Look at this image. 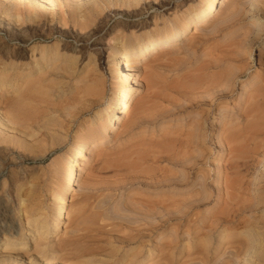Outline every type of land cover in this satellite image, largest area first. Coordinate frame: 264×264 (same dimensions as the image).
<instances>
[{
	"label": "rangeland",
	"instance_id": "rangeland-1",
	"mask_svg": "<svg viewBox=\"0 0 264 264\" xmlns=\"http://www.w3.org/2000/svg\"><path fill=\"white\" fill-rule=\"evenodd\" d=\"M198 2L0 0V47L6 51L0 60L43 75L47 86L34 93L35 103L42 100L39 105L47 109L46 102L62 104L82 94L85 80L89 83L81 99L85 108L69 129L65 121L63 127L55 125L63 118L53 109L38 116L41 122L31 131L0 126V264H110L126 248L129 253L155 249L154 243L162 244L156 242L158 235L155 241L122 245L113 223L128 214L125 206L135 200L190 191L188 186L154 193L133 176L137 170L156 173L163 167L165 161L150 156L184 162L192 143L203 165L192 175L197 173V181L207 187L191 214L203 216L204 228L193 238L183 224L171 226L168 237L191 247L175 263L264 264V0H219L201 30L133 65L132 104L101 143L88 149L62 228L47 232L62 156L78 137L93 130L98 138L104 131L94 117L118 86L108 69L112 50L178 26ZM42 56L50 61L39 64ZM87 120L90 126H84ZM180 169L173 170L175 176ZM214 219L220 226L203 243ZM204 246L210 250L206 261L198 254ZM157 261L153 264H162Z\"/></svg>",
	"mask_w": 264,
	"mask_h": 264
},
{
	"label": "bare ground",
	"instance_id": "bare-ground-1",
	"mask_svg": "<svg viewBox=\"0 0 264 264\" xmlns=\"http://www.w3.org/2000/svg\"><path fill=\"white\" fill-rule=\"evenodd\" d=\"M218 1L219 0H199L195 10L190 12L187 18H183L184 20L178 26L174 24L169 27V31H161L157 33V35H153L152 37L136 43L134 46L124 45L112 50L111 56L108 59V69L114 73L118 86L115 87L112 93L113 96L106 108L103 109L99 115L97 114L98 116L96 115V117H94L98 124L103 126L104 131L98 138H94V135H91L94 133L93 130H90L87 135L78 137L75 141L76 145L70 147L62 156L61 182L51 193L53 203L47 215L48 222L50 223L49 229L47 230L49 234H56L60 232L62 228L65 211L69 204V197L73 191L75 179L78 175L82 160L88 149L101 143L103 138L107 136L108 131L112 130L114 126L118 124V115L121 112L123 113L127 105L132 104L134 100L135 76L133 65L146 59L149 55L162 52L170 46L176 45L182 39L188 38L191 33L201 30L203 25L210 18L209 14L212 13L213 7ZM258 22L259 21L255 17L252 18V23L254 25L258 24ZM211 32L212 30L210 28L206 34L209 35ZM0 52L6 53L2 47H0ZM47 59H43L42 56V59L40 58L36 61L39 64H44ZM32 73L33 71L29 68H23L21 65H11L10 63H5L0 60V126L11 129L16 127L23 131H31L30 129L33 126H38L37 123L40 121L38 116L41 117L42 113L45 112L47 108L40 106L43 102L42 100L39 103H35L34 93L38 88L43 89L42 86L45 82H42L40 79L43 75L39 74L37 77L33 74L34 78ZM71 75L72 72L67 74L69 77ZM84 83L87 85H84L85 90H83L82 94L78 92L79 94L76 97L71 96L62 104H54V102L49 104L46 102L49 110L53 109L55 112L57 111L62 114L60 116L63 120L59 118L60 122L55 125L63 127V122L65 121L68 122V125L65 123L69 126L68 129L73 126V123H75L78 117V111H82L85 108L81 99L87 94L89 83L87 80H85ZM45 86H47L46 83ZM45 86L43 87L45 88ZM71 88L73 91L77 89L75 84L71 85ZM44 90L46 91V89ZM44 99L45 98H43V100ZM214 116H216V114H214ZM91 122V120H87L84 121L83 124L84 126H90ZM190 146L192 149L187 153L184 162L180 163L179 161L172 160L167 157V155L150 156L149 159L151 160L155 161L157 159H162L165 161L163 167L158 169L156 173H147L146 169L137 170L133 176V181H136L139 185L154 193H157L158 190H183V188L186 189L188 186L190 191H179L175 193V196L157 195L153 197L149 195L148 197L150 199H144L143 201L135 200L132 204L125 206L126 209L124 210H126L128 214L123 216L120 215L117 218L118 221L113 223V229L118 230L117 237L122 245L129 246L133 242L138 244V242L146 241V239L147 241H151L154 240L157 235L156 242H162V244L157 245V243H154L155 249L148 248L146 251V248H139L136 252L133 251L135 253H129L126 248L124 251L126 254L122 256L118 255L110 264H143V262L153 264L158 262L157 260H161L162 264H174L176 259L184 254V250H190L191 247H186L183 243H180L178 237H174V235L173 237H168V232L169 236H172L170 235L172 234L171 226L175 223L183 224L186 227L187 230H185L184 233L187 237H198L199 232L204 228L203 225H201L204 223L203 216L200 215L193 218L191 214V211L197 208V205L204 200V190L207 184L197 181L200 179L197 173V175H192V172H194L196 168L201 169L203 165L200 154L197 152L194 153L199 149L197 144L194 145L192 143ZM227 147L228 146H226V148ZM260 153L262 158H264V149ZM233 162L234 165L232 163V166L235 167L237 160L235 161L234 159ZM156 163L159 164V162ZM175 168H181L180 171L187 172L186 175L181 172L179 175L175 176L173 171ZM189 173L191 174L190 176ZM217 220L214 219L210 222L208 226L210 230L207 232L208 234L203 236V243L207 242L208 238H210V240L211 238L213 239L214 234H212V231L216 229L217 226H220ZM43 230L44 228L41 229V231ZM217 232L218 235L220 234V238L224 230L222 229ZM163 238L165 239L164 241H162ZM67 243L68 242H64V246L68 245ZM122 249L124 250V248ZM93 251L95 250L93 249L91 252L94 253ZM99 251L101 252V250ZM127 252L129 254H127ZM82 253L83 252L80 254ZM209 253L210 250L205 249V246L202 250H198V254L202 255V257ZM111 258L113 259V257ZM203 258L205 261L207 260V257ZM203 258L201 260H203ZM90 259L91 258H89V260ZM112 259H110V261H112ZM82 261H84V259ZM231 261H233L232 258H230V262ZM203 263L204 261L200 264Z\"/></svg>",
	"mask_w": 264,
	"mask_h": 264
}]
</instances>
